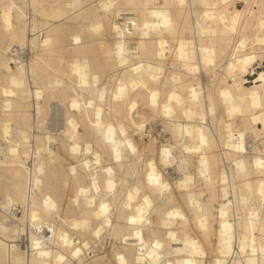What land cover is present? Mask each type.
I'll return each mask as SVG.
<instances>
[{
	"label": "bare ground",
	"instance_id": "6f19581e",
	"mask_svg": "<svg viewBox=\"0 0 264 264\" xmlns=\"http://www.w3.org/2000/svg\"><path fill=\"white\" fill-rule=\"evenodd\" d=\"M262 62L264 0H0V264H264Z\"/></svg>",
	"mask_w": 264,
	"mask_h": 264
},
{
	"label": "rangeland",
	"instance_id": "374dc122",
	"mask_svg": "<svg viewBox=\"0 0 264 264\" xmlns=\"http://www.w3.org/2000/svg\"><path fill=\"white\" fill-rule=\"evenodd\" d=\"M236 6H237L239 9H241L242 4L237 3ZM76 23H77V22H72L71 24H72V25H75ZM110 37H111V36H110ZM126 39H128V38H126ZM72 44H73V43H72L71 41H66V42L63 44V45H64V47H63V51L65 52V48L67 47V45L72 46ZM253 69H254L253 72H257V71L260 70V69H264V62H262L260 65H255V67H254ZM113 76H114V71H113L112 69H110L105 75L103 74V75L99 76V78H98V79H99V83H101V81H104V82L106 83V85L109 86V85L111 84V82H112V78H113ZM251 80H252V75H247L246 78H245V82H246V84H249V82H250ZM201 81H202V83H203L204 85H210V83H211V78H210L207 74H203V76H202V78H201ZM138 115H140V114H138ZM218 115H220L219 112H218ZM152 125H154V124H152ZM157 129H159V127H158ZM61 131H62V134H64V135L67 134V133H66V130H65L64 127L61 129ZM245 143H246V149H247V151L249 152L250 149H251V141H250V139L248 138V135H246ZM60 149H61V148H60ZM250 152H251V151H250ZM58 153H59V155H60V159H61L63 165H67L68 162H72V160H70V159L68 158V156L65 154V148H63L62 150H59ZM148 155H150V152H147V151L140 152V151H139V152H136V153H134V154L132 155L131 160L134 159L135 162H139V161L145 159V157L148 156ZM101 156H102V162H103L104 159H105V157L107 156V154H103V153H101ZM122 168H123V171H127V172L130 171V169H129V167H128L127 164H126V165L124 164V165L122 166ZM63 185L65 186V194H64L63 197H66V198L68 199V201H69V203H68L67 206H65V207H67V209H68V211L70 212V214H72V213H75V214H76V213H78V208H77V198H78V197H77V195L75 194V192H73V191L70 189V185H69V183L64 182ZM109 242H110V241H108L107 244H106V246H105L107 250L110 249ZM112 242H113V241H112ZM112 242H111V243H112Z\"/></svg>",
	"mask_w": 264,
	"mask_h": 264
}]
</instances>
